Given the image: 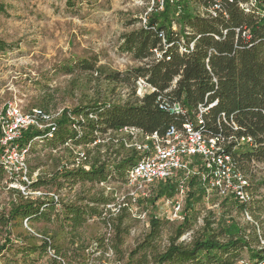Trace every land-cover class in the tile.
<instances>
[{
	"label": "trees",
	"instance_id": "obj_1",
	"mask_svg": "<svg viewBox=\"0 0 264 264\" xmlns=\"http://www.w3.org/2000/svg\"><path fill=\"white\" fill-rule=\"evenodd\" d=\"M66 5L71 6V0H66ZM0 7L3 6L0 4ZM145 17L143 24L121 35L119 45L121 51L131 54L140 64L108 76L125 82H129L130 77L134 81L144 78L155 88L153 92L139 97L135 95L134 85L133 96L126 99H98L71 109L61 108L54 118L55 128L50 135V128L30 125L22 128L20 136L10 142L19 149L29 144L28 154L37 140L43 141L50 150L62 149L72 159L70 163L60 164L47 177H34L28 189L40 190V195H25L19 188L11 187L16 197L9 202L7 211L0 213V225L5 230L4 241L0 244V264H36L40 258H45L46 264H91V254L95 250L109 247L102 237L96 240L95 250L88 251L82 245L61 250L54 244V236H74L87 219L100 217L103 209H110L108 204L116 203L115 188L106 192L99 183H122L128 168L138 157L135 148L124 146L118 129L133 126L148 134L161 135L169 123L182 121L183 115L158 109L155 103L158 94L177 102L190 117L199 104L207 107L202 115L204 130L221 133L226 151L237 160L238 169L248 183L245 187L248 201L241 202L233 195H229L230 199L225 196L224 200H231L240 213H248L252 220L243 223L235 218L216 221L212 218L213 212L208 211L201 233L188 243L179 241L192 223L195 205L208 196L199 176L188 175L183 184L182 221L168 238L166 247L154 254L152 263L264 264V177L253 172L256 164H264V0H179L174 3L166 0L162 9H152ZM181 45L184 50H180ZM8 46L0 39L1 51ZM96 62L97 56L92 55L77 60L73 66H64L63 71L66 74L76 68L96 71ZM214 101L215 104L209 106ZM51 102L49 96H42L36 106L49 113ZM79 116L84 120H79ZM106 133L107 140L101 143L100 135ZM241 137H249L251 142H241ZM88 145L91 148H86ZM78 146L85 159L78 166L70 167L75 152L80 149ZM3 154L4 147L0 146V174L6 172L1 161ZM111 154L113 160H106ZM102 156L107 158L102 159ZM26 164L31 177L27 160ZM183 176L179 171L171 179L158 180L150 196L137 199L154 205L160 198H173ZM9 180L11 182L12 178ZM75 182L91 184L97 192L64 202L50 191L55 184ZM117 209L126 211L128 205H120ZM120 221L113 226L117 228V238L111 246L116 251L123 242L118 229ZM23 222L55 224L57 229L43 228L34 233L24 228ZM12 225L16 231L14 239L11 238ZM161 225V219L152 215L148 232L123 264L145 263L146 250L159 235ZM242 252L246 254L245 260Z\"/></svg>",
	"mask_w": 264,
	"mask_h": 264
},
{
	"label": "rangeland",
	"instance_id": "obj_2",
	"mask_svg": "<svg viewBox=\"0 0 264 264\" xmlns=\"http://www.w3.org/2000/svg\"><path fill=\"white\" fill-rule=\"evenodd\" d=\"M0 4L3 6L0 7V39L9 44L4 51L0 50V114L7 102L14 103L23 112L36 108L42 96L51 98V114L64 107L71 109L98 99L115 101L133 96L136 83L133 77L129 82L116 81L108 74L125 72L140 64L131 54L121 51L119 45L124 32L144 23L152 0H71V6L66 5V0H0ZM173 28H176L174 24ZM92 55L97 56L96 71L87 72L77 68L70 74L63 71L64 66H73L77 60ZM138 93H143V90ZM108 133L100 135L101 143L107 140ZM77 148L82 151L80 146ZM86 148H91V145ZM113 156H108L109 159L102 156V159L110 161ZM71 159L68 152L50 150L39 140L26 156L31 178L47 177L60 164L70 163ZM253 172L256 176L264 177V164H256ZM9 178L7 171L0 174V213L6 212L9 202L16 197L11 187L16 189L20 185L19 181L10 182ZM154 185L146 188V196L153 192ZM110 186L115 188L118 202H121V197L125 195L122 186L116 182ZM50 191L64 202L97 192L95 186L82 182L55 184ZM211 194L195 205L191 214L192 223L179 241L188 243L201 233L208 211L213 212L212 218L216 221L235 218L243 223L244 220H252L248 213H240L231 200H224L225 196ZM123 200L127 201L126 211L119 212L117 207L103 209L100 217L87 219L74 236H54V244L61 250L82 245L91 251L95 250L96 240L105 237L109 247L95 250L91 254V264H123L130 251L148 232L149 220L155 215L161 219L162 225L159 235L146 250L144 263L153 264L154 254L166 247L168 238L182 221L184 195L182 198L178 194L173 198H160L154 205L138 199L135 202ZM176 200L180 201L177 211L173 207ZM119 220L118 229L123 242L116 251L111 245L117 238V228L113 226ZM23 226L34 233L43 228H56L55 224L45 223L29 225L23 222ZM13 227L11 238L14 239L16 231ZM4 235L5 230L0 225V244L4 241ZM241 256L243 260L246 259L245 252ZM36 264H46L45 258L38 259Z\"/></svg>",
	"mask_w": 264,
	"mask_h": 264
},
{
	"label": "built area",
	"instance_id": "obj_3",
	"mask_svg": "<svg viewBox=\"0 0 264 264\" xmlns=\"http://www.w3.org/2000/svg\"><path fill=\"white\" fill-rule=\"evenodd\" d=\"M166 0H152V9H162ZM171 3L179 0H168ZM215 8L218 5L214 4ZM213 14L214 12L211 11ZM145 22V18H144ZM192 47V43L189 44ZM180 50H184L182 45ZM135 92L140 97L145 93L153 92L155 88L151 86L144 78H137L135 83ZM140 90L143 93L139 94ZM155 103L158 109L169 114L183 115L184 118L179 124L169 123L163 134L157 132L146 133L140 128L133 126H123L117 130L118 135L122 137L123 144L126 148H135L138 157L128 168L125 180L120 184L125 191L122 196V201L118 202L119 198L114 192L116 205L108 204L107 207H119L127 205L130 199L135 202L137 197L146 196V188L153 185L158 180L171 179L177 172L184 173L183 178L178 183V196L184 195V178L191 174H196L201 179L207 194L214 193L217 196L233 195L241 202L249 200V194L245 190L247 179L238 169L237 160L225 149V138L218 133H210L204 130L203 112L207 107L199 104L193 117L187 116L182 106L177 102L169 99L163 94H158L155 98ZM215 104V101L209 106ZM61 110V109H60ZM51 114L43 111L40 108H31L23 112L20 107L12 102H7L0 114V146L4 147V154L1 156V161L4 168L12 178V181H19L18 188L23 194L40 195V190L30 191L29 184L34 180L28 174L26 164V156L29 144L19 149L10 142L20 136L22 128L30 125L36 126L39 129L44 127L50 128L48 134L54 130V118L59 111ZM223 115V114H222ZM89 117H93L89 114ZM83 121L82 116L77 117ZM76 129L79 126L73 125ZM236 129V126H233ZM235 140H237L235 138ZM97 141H99L97 139ZM240 141L251 142L249 137H241ZM84 152L77 150L75 152L74 162L70 167L78 166L84 160ZM191 162H194L191 166ZM87 169L88 166L84 165ZM19 177V178H18ZM21 177V178H20ZM111 183L100 182L99 186L104 187L105 191L112 190ZM51 194V193H50ZM56 197V196H55ZM174 210L180 209V201L176 200ZM49 254L52 251L49 250Z\"/></svg>",
	"mask_w": 264,
	"mask_h": 264
}]
</instances>
